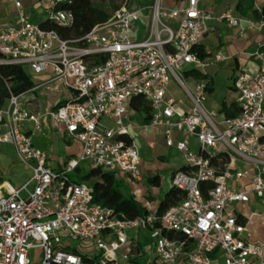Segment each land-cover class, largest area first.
Masks as SVG:
<instances>
[{
    "label": "built area",
    "instance_id": "obj_1",
    "mask_svg": "<svg viewBox=\"0 0 264 264\" xmlns=\"http://www.w3.org/2000/svg\"><path fill=\"white\" fill-rule=\"evenodd\" d=\"M13 1L21 9V1ZM70 1L51 0L46 18L71 24V11L55 9ZM176 1L124 0L106 21L74 40L41 28L27 14L0 24V64L46 75L24 93H11L0 108V143L12 144L31 170L19 186L0 183V264H135L139 231L147 233L157 264H264V243L243 237L245 223L235 206L250 202L251 193L264 197V17L251 23L262 35L252 54L256 68L235 74L238 111L228 116L206 108L209 83L194 75L205 66L198 46L210 29L211 15L200 5L208 0ZM220 19L243 31L231 9ZM140 23L143 35L134 37ZM78 40L84 44H74ZM226 59L225 52L214 53L216 62ZM172 80L184 100L171 95ZM38 90L69 95L40 112L34 109ZM134 96L150 107L143 131L161 129L165 146L184 160L171 175L172 187L184 197L161 215L148 210L127 219L96 203L91 184L73 181L69 172L86 160L91 168L141 178L132 124L124 121ZM45 127L80 144V153L59 169L35 144Z\"/></svg>",
    "mask_w": 264,
    "mask_h": 264
},
{
    "label": "crops",
    "instance_id": "obj_2",
    "mask_svg": "<svg viewBox=\"0 0 264 264\" xmlns=\"http://www.w3.org/2000/svg\"><path fill=\"white\" fill-rule=\"evenodd\" d=\"M22 7L18 9L14 5L13 0H0V24L16 23L19 14H27L30 21L34 23H39L46 18L45 11L51 5V0H20ZM170 5L178 4L176 0H164ZM201 6L205 7L211 15V19L207 21L210 29L203 35L200 40V45L207 56L202 59L205 67L212 65H217L218 63H225L226 66L230 68L232 74L230 75L229 87L233 88V78L235 74L242 69L254 70L256 68V61L252 54L257 49L260 41L262 40V35L259 34L256 29L251 25V23L258 20L257 14L262 7H264V0H208L202 1ZM231 9L240 20L243 27V31L240 32L239 28L229 25L220 17L225 10ZM211 37L213 39L211 40ZM206 40L210 42L205 43ZM217 50H221L226 53L227 59L221 62H216L214 60V53ZM199 70V69H198ZM202 72V71H201ZM207 75L206 78L211 80L209 87V94L213 90V78L207 72H202ZM46 75H37L34 77L36 83L43 81ZM169 90V88H168ZM39 91V90H38ZM170 91V90H169ZM42 92H40L41 94ZM45 93L44 101L38 99V106L34 107L35 110L44 112L46 109L54 107L57 103L63 101L68 97V92L61 90L59 92L49 91ZM171 93V92H170ZM172 95V94H171ZM173 96V95H172ZM209 96V95H208ZM236 97L227 101L225 98L222 100L226 107H231L235 104ZM222 104L220 110L222 108ZM219 110V111H220ZM47 122V119L44 120ZM112 124L111 121H107ZM127 122L131 123L130 134L135 140L139 148L140 155V167L142 176L139 180H134L135 182H144L146 184L144 197L149 200V205H143L147 210L154 211L165 196V194L172 187L171 185V175L172 173L183 167L184 160L181 155L171 147H166L164 143V136L161 129L149 128L147 131H143L142 127L147 122L143 121V116L128 106V119ZM55 130L51 127H45L42 134L35 138V144L42 149L46 150L49 155V165L53 168L59 169L63 164L64 160H58L56 164L51 162L52 154L51 150L47 149L40 141L42 138L48 136L49 131ZM63 140L64 146V157L69 159L77 156L80 153V144L72 139L66 138L57 130H55ZM177 138H182L180 135H176ZM189 145H194V140L191 137H187ZM3 158L8 159L5 153H0ZM178 157L182 160V163L178 168L172 167L173 159ZM17 158V157H16ZM55 158V157H54ZM19 160V159H18ZM21 162V161H20ZM31 176V170H30ZM29 176V177H30ZM23 178L19 180V185L23 184L27 179ZM157 177L159 184H150L148 178ZM2 177H0L1 179ZM123 180L131 179L122 175ZM8 182L5 179H1V182ZM166 183L164 184V182ZM9 183V182H8ZM12 185V184H11ZM16 185V186H19ZM254 203L252 200L246 203H237L236 212L237 217L243 219L245 223V231L243 237L247 238L253 242L264 243V197L256 198L254 197ZM240 222L241 219H238ZM134 240L136 242L135 250L133 251L132 259L142 258L144 260L150 261L154 255V249H151L150 239L146 232L139 231L134 234ZM186 264V263H178Z\"/></svg>",
    "mask_w": 264,
    "mask_h": 264
},
{
    "label": "trees",
    "instance_id": "obj_3",
    "mask_svg": "<svg viewBox=\"0 0 264 264\" xmlns=\"http://www.w3.org/2000/svg\"><path fill=\"white\" fill-rule=\"evenodd\" d=\"M124 0H71L70 2H61L55 5V9H66L72 12L73 21L71 24L62 25L49 18L40 21L38 25L44 29H54L64 39H79L89 32L96 24L106 21L110 15L116 11ZM106 5V6H105ZM108 7V8H107ZM264 17V7L260 9L257 18ZM74 44H84L82 40L74 42ZM198 52L201 59L207 54L203 51L201 45L198 46ZM102 56V55H101ZM104 58V56H102ZM196 78L204 79L206 74L200 70L194 72ZM211 83V80H208ZM36 84L34 78L28 75L26 67L19 64L2 63L0 64V108H2L8 98L12 94H21L32 88ZM211 91V88L209 87ZM60 104L57 103L53 108ZM129 106L143 116L144 122H149L151 118L150 107L140 96H134L129 102ZM225 115L233 116L238 109L235 105L226 107L223 103L220 110ZM75 182L90 181L93 189V200L109 209L119 216L127 219H133L139 215L146 213L148 210L133 194L124 190V180L113 173L102 171L100 168H89L84 174H80L79 165L75 168ZM70 176V175H69ZM70 178H72L70 176ZM150 184H159L157 177L148 178ZM184 193L174 187H171L160 200L154 212L161 215L169 206L183 199ZM243 222L241 217H238ZM135 250V249H134ZM84 260L87 261L85 258ZM135 264H157L154 258L150 261L142 258L132 259Z\"/></svg>",
    "mask_w": 264,
    "mask_h": 264
},
{
    "label": "rangeland",
    "instance_id": "obj_4",
    "mask_svg": "<svg viewBox=\"0 0 264 264\" xmlns=\"http://www.w3.org/2000/svg\"><path fill=\"white\" fill-rule=\"evenodd\" d=\"M99 0H94L95 3H98ZM106 6V5H105ZM108 8V7H107ZM142 24L140 23V31L139 34L136 32L133 36L134 37H142L143 30H142ZM163 36H165V33H162ZM213 37H211V40ZM210 42L209 40H206L205 43ZM200 71L207 72L209 75L213 78V90L209 94L207 102H206V108L208 110H215L219 111L222 100L225 98L227 101H230L231 99H234L236 97V91L229 87V84L231 82L230 75L232 74V71L228 66L225 65V63H218L217 65H212L209 67H200ZM26 71L28 75H30L32 78L35 77V75L26 68ZM171 94L175 99H181L184 100V94L181 91V89L176 85V83L172 80L169 83L168 86ZM35 95L39 98L40 101H44L45 93L40 94V91H37ZM126 122L127 119H124ZM44 146H46L47 149L51 150L54 157H52L51 162L53 164H56L58 160H64L66 161L67 158L64 157V150H63V140L61 139V136L55 131L51 130L49 131L48 136L44 137L40 141ZM0 153H5L7 156V160L3 158V156L0 155V177L8 181L13 186L19 185V180H22L23 178H27L30 176V169L27 165L20 162L18 160L17 154L15 152L14 146L10 143H0ZM17 157V158H16ZM182 163V160L178 157H175L173 159L172 164H170L174 168H178L180 164ZM32 165V162L29 163ZM80 167V174H84L88 171L90 168L88 165V162L86 160H82L79 163ZM76 172L72 171L69 172V175L73 179L75 177ZM1 178V179H2ZM0 179V181H1ZM89 182L90 181H86ZM166 181L164 182V184ZM146 184L144 182H135L134 180H124V190L127 193L133 194L134 198L139 201L142 205L148 206L149 200L144 197ZM251 199L252 203H254V195L251 193ZM76 245L79 247L80 251L82 253H90V250L87 248H84L80 246L78 243ZM150 247L153 250V244L150 242ZM118 257L120 258V254L118 253ZM133 257V256H132ZM124 262V260H122Z\"/></svg>",
    "mask_w": 264,
    "mask_h": 264
}]
</instances>
